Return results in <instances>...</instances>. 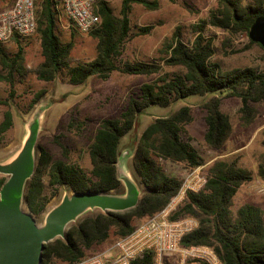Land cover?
I'll use <instances>...</instances> for the list:
<instances>
[{
  "label": "trees",
  "instance_id": "16d2710c",
  "mask_svg": "<svg viewBox=\"0 0 264 264\" xmlns=\"http://www.w3.org/2000/svg\"><path fill=\"white\" fill-rule=\"evenodd\" d=\"M134 4H142L149 9L158 7L157 3L148 0H122L118 17L109 2L99 3L102 25L90 33L98 41L97 57L73 67L71 54L75 42L64 43L57 30L60 0H43L38 33L44 61L37 72L38 78L52 82L61 71L67 70L69 83L78 86L92 77L108 80L116 71L135 76L159 74L162 70L160 64L120 63L124 46L133 36L130 13ZM260 17H264V0L253 3L220 0L209 19L196 25L197 36L192 44L185 43L181 32L176 31L166 46L167 56L163 63L180 71L172 78L164 76L143 84L139 95L131 97L118 118L100 122L89 144L90 174L66 161H53L49 152L41 149L36 171L25 187L24 204L30 212L38 218L46 211L50 201L46 193V177L51 187H67L76 193L125 195V185L118 169L120 144L134 129L139 114L151 106L166 108L192 96L211 97L202 108L206 113L204 141L212 150L223 148L233 133L230 116L222 109L225 99L241 100V125L251 126L259 115L254 105L264 103V72L252 67L223 70L213 61L215 40L206 37L205 31L211 26L231 34H249ZM154 28L150 25L140 32L147 35ZM17 44L18 51L14 55L0 44V67L5 72L0 73V81L8 82L12 88L16 74L23 70L25 59L24 47L18 40ZM194 120L192 108L184 106L170 116L152 122L142 133L133 158L134 171L144 185L139 204L124 212L94 211V214L74 223L64 238L46 245L42 264H75L85 258L87 251L106 243L113 234L118 239L126 238L135 232V221L164 211L180 194L183 181L169 174L163 162L185 165L190 169L205 164L203 157L184 137L185 128ZM13 124V114L7 111L0 133L10 130ZM61 146L68 157V148ZM258 176L264 181V161L258 166ZM253 179V173L240 167L237 161L222 160L211 165L204 188L198 192L188 191L183 205L170 217L171 220H179L191 216L199 220L198 228L183 237L181 246L210 247L224 264H264V208L245 204L237 212L232 209L240 188ZM5 182L6 179H0V191ZM131 264H155V255L146 251Z\"/></svg>",
  "mask_w": 264,
  "mask_h": 264
},
{
  "label": "rangeland",
  "instance_id": "374dc122",
  "mask_svg": "<svg viewBox=\"0 0 264 264\" xmlns=\"http://www.w3.org/2000/svg\"><path fill=\"white\" fill-rule=\"evenodd\" d=\"M42 1L37 0L40 20ZM148 1L157 3L158 7L149 9L142 4H134L132 7L130 24L133 36L124 46L120 63L160 64L162 70L156 75L135 76L116 71L108 80L92 77L86 83L74 86L69 83L68 72L64 70L59 73L56 80L46 82L40 80L37 74L44 61L38 32L32 37L15 38L3 45L9 54L14 55L18 51L17 40L20 41L25 49V59L23 70L15 76L14 88L8 82L0 81V125L4 121L7 111L12 112L14 121L10 130L0 133V164H8L17 158L29 134V126L38 115L40 129L34 153L36 168L40 151L43 148L49 152L53 161H66L80 166L90 174L92 165L89 144L94 138L100 122L103 119L118 118L127 108L131 97L139 95L143 84L164 76L172 78L174 74L178 73L179 68L165 66L163 63V58L167 56V44L171 42L176 31L181 32L182 40L185 43L192 44L197 36L196 25L208 20L211 11L215 10L220 2V0ZM254 1L246 0L247 3ZM13 2L14 0H0V12L5 7L11 6ZM110 5L115 15L120 17L122 0H114ZM150 25L155 26L152 32L142 35L141 29ZM57 30L64 43L72 40L75 42L71 54V66L92 61L97 57L98 41L91 34H83L74 29L71 22L61 12L58 17ZM205 36L215 40L216 54L213 61L218 63L223 70L252 67L259 72H264V48L257 43L252 44L249 34H231L208 26ZM0 73L5 74L1 67ZM210 98L209 96H192L166 108L151 106L139 114L134 129L121 141L120 171L130 174L131 179L141 191L142 197L144 185L133 168V158L142 133L157 118H166L181 107L190 106L195 120L185 128L184 137L203 157L205 164L196 169H190L185 165L163 162L166 171L182 179L183 185L187 183L193 187L203 185L204 180L207 181L208 169L216 161H237L240 167L253 173L254 179L240 188L234 198L233 211L237 212L245 204L264 208V181L258 176V166L264 161V103L254 105L259 114L258 118L251 126L243 127L240 113L241 100L238 98L225 99L222 109L230 116L233 133L223 148L212 150L206 146L204 141L206 113L202 108L203 103ZM61 145L68 148V157L64 155ZM195 170V176L198 178L192 181L189 177ZM0 179L7 181L9 176L0 173ZM45 182L46 193L50 197V201L45 213L41 217H35L41 227L44 226L48 213L58 206L66 195L73 194V191L67 187H51L48 177L45 178ZM181 197L183 198H174L173 208L169 209L171 210L169 217L183 205L186 194ZM168 208L170 205L166 209ZM23 209L30 212L24 203ZM95 211L98 212V210ZM92 214L94 211L90 210L74 223L80 222ZM153 217L135 221V230ZM187 218L194 219L199 225V220L195 217H182L179 220ZM74 223H71L69 227ZM119 240L121 239L113 234L106 243L94 246L87 251L85 258L114 247ZM166 262L171 264H205L199 260H186L181 254L168 255L161 260H155V264H165Z\"/></svg>",
  "mask_w": 264,
  "mask_h": 264
},
{
  "label": "water",
  "instance_id": "95a60500",
  "mask_svg": "<svg viewBox=\"0 0 264 264\" xmlns=\"http://www.w3.org/2000/svg\"><path fill=\"white\" fill-rule=\"evenodd\" d=\"M249 37L264 48V17L255 21ZM39 126L37 115L17 158L0 164V173L9 176L0 191V264H42L46 245L64 238L70 224L86 212H124L135 208L141 200V191L126 171H120L119 161V177L126 187L125 195L73 192L48 213L44 226H39L35 216L23 209L26 184L36 171L34 153Z\"/></svg>",
  "mask_w": 264,
  "mask_h": 264
},
{
  "label": "built area",
  "instance_id": "2783aa9c",
  "mask_svg": "<svg viewBox=\"0 0 264 264\" xmlns=\"http://www.w3.org/2000/svg\"><path fill=\"white\" fill-rule=\"evenodd\" d=\"M114 0H60L59 10L71 22L73 28L83 34H90L99 29L102 19L98 12L100 2H113ZM37 0H15L13 5L0 12V44L11 40L29 38L38 32ZM196 170L189 177L192 181L197 179ZM191 186L185 183L176 199L183 198L188 191L198 192L206 184ZM170 208L158 216L142 224L133 234L119 240L114 247L84 258L75 264H131L146 251H152L155 260L174 254H181L186 260H199L205 264H224L215 251L210 247L181 246L183 237L198 228V223L191 218L171 220ZM171 209V210H169Z\"/></svg>",
  "mask_w": 264,
  "mask_h": 264
},
{
  "label": "crops",
  "instance_id": "0c3cea01",
  "mask_svg": "<svg viewBox=\"0 0 264 264\" xmlns=\"http://www.w3.org/2000/svg\"><path fill=\"white\" fill-rule=\"evenodd\" d=\"M14 1H15V0H14ZM13 3H14V2H13ZM13 3H12V5H13ZM12 5H11V6H12ZM11 6H8L7 8L5 7V9H3L2 11H4V10L10 8ZM126 174L130 175L128 172H127Z\"/></svg>",
  "mask_w": 264,
  "mask_h": 264
}]
</instances>
